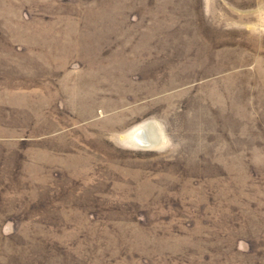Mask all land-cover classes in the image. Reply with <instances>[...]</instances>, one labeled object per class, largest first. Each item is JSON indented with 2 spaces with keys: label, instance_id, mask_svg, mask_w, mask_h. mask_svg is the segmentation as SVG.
<instances>
[{
  "label": "rangeland",
  "instance_id": "1",
  "mask_svg": "<svg viewBox=\"0 0 264 264\" xmlns=\"http://www.w3.org/2000/svg\"><path fill=\"white\" fill-rule=\"evenodd\" d=\"M0 264H264V0H0Z\"/></svg>",
  "mask_w": 264,
  "mask_h": 264
},
{
  "label": "bare ground",
  "instance_id": "2",
  "mask_svg": "<svg viewBox=\"0 0 264 264\" xmlns=\"http://www.w3.org/2000/svg\"><path fill=\"white\" fill-rule=\"evenodd\" d=\"M137 133V132H136ZM137 135V134H136ZM138 141L142 144L143 140L141 139V137L138 135ZM143 145V144H142Z\"/></svg>",
  "mask_w": 264,
  "mask_h": 264
}]
</instances>
